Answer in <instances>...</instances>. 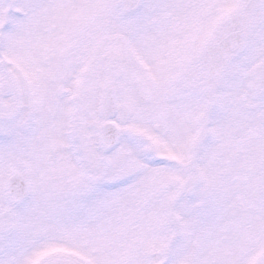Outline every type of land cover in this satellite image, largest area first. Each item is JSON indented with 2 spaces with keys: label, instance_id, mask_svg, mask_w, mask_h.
<instances>
[{
  "label": "snow or ice",
  "instance_id": "1",
  "mask_svg": "<svg viewBox=\"0 0 264 264\" xmlns=\"http://www.w3.org/2000/svg\"><path fill=\"white\" fill-rule=\"evenodd\" d=\"M0 264H264V0H0Z\"/></svg>",
  "mask_w": 264,
  "mask_h": 264
}]
</instances>
